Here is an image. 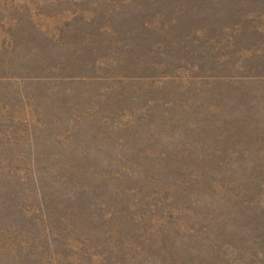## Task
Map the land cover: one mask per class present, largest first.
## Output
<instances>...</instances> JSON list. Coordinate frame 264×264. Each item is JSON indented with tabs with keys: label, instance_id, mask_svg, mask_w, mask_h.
<instances>
[{
	"label": "rangeland",
	"instance_id": "374dc122",
	"mask_svg": "<svg viewBox=\"0 0 264 264\" xmlns=\"http://www.w3.org/2000/svg\"><path fill=\"white\" fill-rule=\"evenodd\" d=\"M0 264H264V0H0Z\"/></svg>",
	"mask_w": 264,
	"mask_h": 264
}]
</instances>
